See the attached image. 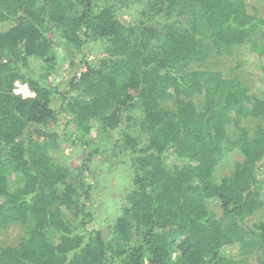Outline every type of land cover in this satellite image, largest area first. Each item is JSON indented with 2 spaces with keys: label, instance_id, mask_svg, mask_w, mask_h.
Wrapping results in <instances>:
<instances>
[{
  "label": "trees",
  "instance_id": "16d2710c",
  "mask_svg": "<svg viewBox=\"0 0 264 264\" xmlns=\"http://www.w3.org/2000/svg\"><path fill=\"white\" fill-rule=\"evenodd\" d=\"M128 1L0 0V229L27 227L0 264H264L238 252L248 236L264 251V220L254 219L264 208V94L235 71L183 67L257 36L264 61V17L245 0H158V24L126 26L118 11ZM58 41L78 51L103 44L63 88L30 64L53 69ZM17 83L33 97L16 94ZM244 118L259 120L254 137L235 122ZM92 120L135 171L109 238L89 229L87 179L100 151L90 147ZM64 126L75 128L65 141L85 148L76 168L59 156L52 130ZM223 142L244 161L218 183Z\"/></svg>",
  "mask_w": 264,
  "mask_h": 264
},
{
  "label": "rangeland",
  "instance_id": "374dc122",
  "mask_svg": "<svg viewBox=\"0 0 264 264\" xmlns=\"http://www.w3.org/2000/svg\"><path fill=\"white\" fill-rule=\"evenodd\" d=\"M158 0H129L118 11L119 19L126 25L137 24L138 22H148L158 24L156 21V14L152 10V6ZM249 10L264 17V0H245ZM158 19V18H157ZM260 37L257 36L244 45H235L225 53L217 56L208 57L205 62L184 64V68L191 69H209L218 70L226 74L235 71L237 76L252 89V93L256 91L259 94H264V61L259 62L257 50L260 46ZM56 66L49 69L41 59H31L30 64L36 76L44 79L52 86L64 87L66 81L78 75L86 63L95 65L102 53V43H90L82 51L75 50L73 47L65 44L63 41H58L56 45ZM25 87L26 84L16 85V90L20 92L25 98L33 97V93L27 94ZM29 89V88H28ZM196 105H201L202 96L196 95L191 98ZM59 107L58 102L55 100L53 108ZM170 107V104L166 105ZM65 121V120H64ZM238 125L245 129L250 137H254L258 127L260 126L259 120L252 118H244L240 122L235 121ZM92 126V140L89 141L91 148H98L100 151L94 157L91 165L93 174L88 177L87 182L92 184V208L93 223L89 227L90 230H102L104 235L109 238L111 235V227L115 219L121 214L122 205L124 203L125 195L131 186L132 178L134 176V167L131 165L129 158L109 147L113 142L105 144L103 141V127L97 120L91 121ZM228 127V136L232 140H236L238 136V128L235 123H230ZM73 126H64L55 128L52 131L60 136L62 148L59 150V156L71 168H76L83 163L86 158L84 153L85 148L80 145H75L73 139L65 141V130L74 132ZM90 139V140H91ZM223 158L216 166L213 179L216 182L230 177L237 163L244 161V156L238 148L223 142ZM261 179L264 181V174ZM264 192V183H263ZM256 221L264 220V208L258 212L254 218ZM27 233V227L20 224H11L7 227L0 229V251L5 247H16ZM259 239L255 236H248L245 243L238 249L240 255L248 261H254L257 258H264V251L259 247Z\"/></svg>",
  "mask_w": 264,
  "mask_h": 264
},
{
  "label": "built area",
  "instance_id": "2783aa9c",
  "mask_svg": "<svg viewBox=\"0 0 264 264\" xmlns=\"http://www.w3.org/2000/svg\"><path fill=\"white\" fill-rule=\"evenodd\" d=\"M20 85H21V83H17V86H20ZM25 89H26L27 94L30 93L29 89L27 87H25ZM15 93L18 94V95H21L20 92L17 91V90H15Z\"/></svg>",
  "mask_w": 264,
  "mask_h": 264
}]
</instances>
